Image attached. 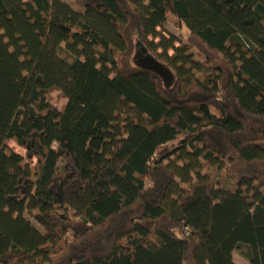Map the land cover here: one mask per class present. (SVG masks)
I'll return each mask as SVG.
<instances>
[{
	"label": "trees",
	"instance_id": "obj_1",
	"mask_svg": "<svg viewBox=\"0 0 264 264\" xmlns=\"http://www.w3.org/2000/svg\"><path fill=\"white\" fill-rule=\"evenodd\" d=\"M234 252L264 264V0H0V264Z\"/></svg>",
	"mask_w": 264,
	"mask_h": 264
},
{
	"label": "rangeland",
	"instance_id": "obj_2",
	"mask_svg": "<svg viewBox=\"0 0 264 264\" xmlns=\"http://www.w3.org/2000/svg\"><path fill=\"white\" fill-rule=\"evenodd\" d=\"M165 34L167 36H174V37L178 38L179 39L178 44H181V45L185 44L186 40L188 38L187 31L184 29V27L179 25L177 20L174 19L171 15L167 16ZM142 52L143 51L141 49V46H137V49L135 52V62L139 63L140 59L144 57ZM193 54H194L195 58L198 59L195 51L193 52ZM61 56L66 57V54L64 52H62ZM65 103H66V101L61 97L59 92L53 91L50 94V104L55 109L60 111ZM170 147H173V145H170L169 148ZM8 148L10 150H13L15 153L21 155L22 157L25 156V151H23L21 148H19L13 141L8 142ZM36 227L40 229V227H38L37 225H36ZM233 260L236 264H248V262L245 259H243L242 256L237 252L233 253Z\"/></svg>",
	"mask_w": 264,
	"mask_h": 264
},
{
	"label": "water",
	"instance_id": "obj_3",
	"mask_svg": "<svg viewBox=\"0 0 264 264\" xmlns=\"http://www.w3.org/2000/svg\"><path fill=\"white\" fill-rule=\"evenodd\" d=\"M142 53L143 55H145L146 51H143ZM139 65L142 69L147 70L158 76L161 79L165 88H168L171 85V74L163 65L159 64L151 56L145 55L143 58L140 59Z\"/></svg>",
	"mask_w": 264,
	"mask_h": 264
}]
</instances>
